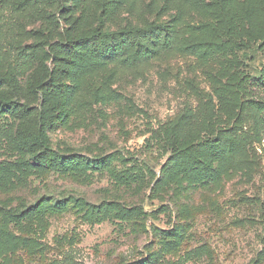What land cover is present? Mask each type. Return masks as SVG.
<instances>
[{"label": "rangeland", "instance_id": "1", "mask_svg": "<svg viewBox=\"0 0 264 264\" xmlns=\"http://www.w3.org/2000/svg\"><path fill=\"white\" fill-rule=\"evenodd\" d=\"M222 1L0 0V264H264V0ZM131 30L172 46L76 66L83 35ZM54 69L49 169L4 105L42 110Z\"/></svg>", "mask_w": 264, "mask_h": 264}, {"label": "trees", "instance_id": "2", "mask_svg": "<svg viewBox=\"0 0 264 264\" xmlns=\"http://www.w3.org/2000/svg\"><path fill=\"white\" fill-rule=\"evenodd\" d=\"M216 10L219 12V16L223 21H226L225 14L223 12V1L215 0ZM82 42L83 53L86 57H80V62L76 63L78 68L84 66L83 70H89L92 65H85V63L91 57L95 58H113L120 57L123 59V65L128 68H134L145 61L152 60L157 57L160 50H168L172 46L173 36L171 33H164L159 48L152 42L149 35L142 31H126V32H93L87 35H83L80 38ZM264 45V42L263 44ZM57 46L52 47V53H56ZM49 52V51H48ZM48 53H44L39 64L47 58ZM39 58V56H36ZM54 69L51 72V78L49 83H40L37 86L41 98L44 101L43 109L36 111L34 108L27 106V104L19 105L20 103H13L9 101L4 105V108L13 107V112L20 120V124L15 131L16 138L20 145L32 155V162L34 165L46 167L49 169H56L63 164L62 157L54 152L49 144L46 129L49 125V118L51 111H56L64 104V101L70 95L71 88L65 85L59 84L56 77V71ZM241 87V91L247 94L245 82ZM11 90L15 94H19V87L11 82ZM257 111L264 112V109L256 108L254 103H250ZM264 114H262L263 116ZM190 117V116H189ZM189 117L185 118L187 121ZM261 123L264 124V118L261 119ZM181 123L177 125V128L181 127ZM179 131L174 132L176 139L180 138ZM188 140V139H187ZM190 140L185 141V144H189ZM191 151H194V146L190 145L187 149L186 158L191 159ZM137 264H148L141 262Z\"/></svg>", "mask_w": 264, "mask_h": 264}]
</instances>
